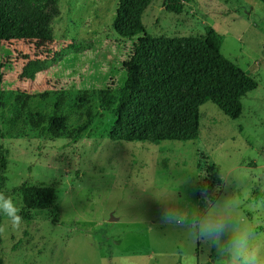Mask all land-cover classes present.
<instances>
[{
	"label": "rangeland",
	"instance_id": "rangeland-1",
	"mask_svg": "<svg viewBox=\"0 0 264 264\" xmlns=\"http://www.w3.org/2000/svg\"><path fill=\"white\" fill-rule=\"evenodd\" d=\"M52 32L60 59L34 79L19 77L18 53L32 44H0V152L6 160L0 193L23 209L21 183L55 190V207L31 209L13 224L0 212L3 264H233L228 244L248 233L247 248L264 264V0H151L144 33L131 38L113 28L119 0H7ZM46 10L56 14L46 20ZM207 36L257 83L241 98L236 119L206 102L199 136L187 142L111 141L123 63L137 37ZM82 42L78 51L69 42ZM63 98V136L46 126ZM214 164L218 184L204 171ZM228 204V227L213 244L191 225ZM169 212L184 224L165 219Z\"/></svg>",
	"mask_w": 264,
	"mask_h": 264
},
{
	"label": "trees",
	"instance_id": "trees-1",
	"mask_svg": "<svg viewBox=\"0 0 264 264\" xmlns=\"http://www.w3.org/2000/svg\"><path fill=\"white\" fill-rule=\"evenodd\" d=\"M151 0H119L113 20L114 31L131 38L143 32L142 14ZM56 7V1L50 2ZM179 12L177 1L167 5ZM46 10V20L56 14ZM26 41L32 51L18 53L22 65L19 77L32 80L46 69L48 62L60 59L53 49L52 32L41 20L27 16L21 4L0 0V44ZM82 42L72 40L65 47L78 51ZM8 59L0 61V70ZM125 80L118 92L114 122L108 133L111 141L127 143L187 142L199 136V108L206 102L214 104L223 114L236 119L241 112V98L256 88V80L226 58L207 36L141 35L131 47L123 63ZM63 98L52 104L46 126L52 137L64 135L69 117L63 111ZM1 150V146H0ZM6 160L0 152V188L5 178ZM213 184L219 180L216 167L208 163L203 168ZM21 196L23 209L18 213L30 220L29 210L55 207V190L47 185L21 183L15 189ZM0 264L3 259L0 257Z\"/></svg>",
	"mask_w": 264,
	"mask_h": 264
},
{
	"label": "clouds",
	"instance_id": "clouds-1",
	"mask_svg": "<svg viewBox=\"0 0 264 264\" xmlns=\"http://www.w3.org/2000/svg\"><path fill=\"white\" fill-rule=\"evenodd\" d=\"M229 205H217L214 209L209 210L203 216L197 217L193 215L191 220L192 227L198 235L216 244L221 234L228 227L227 217ZM0 212L10 218L13 224H19L21 217L18 214L19 209L13 204L12 200L4 193H0ZM165 219L175 221L178 224H184L187 217L181 213L169 212ZM248 233L242 232L233 237L228 244V251L233 258V264H260L257 256L250 252L247 248Z\"/></svg>",
	"mask_w": 264,
	"mask_h": 264
}]
</instances>
